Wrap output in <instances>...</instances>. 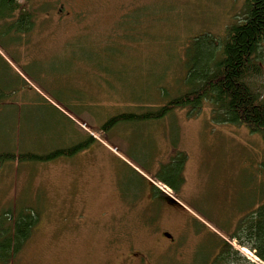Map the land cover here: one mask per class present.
Wrapping results in <instances>:
<instances>
[{
  "label": "rangeland",
  "instance_id": "rangeland-1",
  "mask_svg": "<svg viewBox=\"0 0 264 264\" xmlns=\"http://www.w3.org/2000/svg\"><path fill=\"white\" fill-rule=\"evenodd\" d=\"M28 3L42 20L32 54H6L10 64L0 65V152L48 154L86 134L97 142L72 158L0 165V217L41 211L12 264H210L223 242L264 264L231 239L264 205L262 136L215 122L208 103L197 115L108 124L184 90L194 39L223 38L246 0ZM253 84L264 96V68ZM175 153L188 158L180 196L167 190L179 210L153 198L141 177L158 174Z\"/></svg>",
  "mask_w": 264,
  "mask_h": 264
},
{
  "label": "trees",
  "instance_id": "trees-1",
  "mask_svg": "<svg viewBox=\"0 0 264 264\" xmlns=\"http://www.w3.org/2000/svg\"><path fill=\"white\" fill-rule=\"evenodd\" d=\"M25 1L28 3L30 0ZM13 3H17V0H0V12L10 9ZM186 58L184 90H178L160 106H142L138 114H120L108 124L114 126L122 121L163 120L178 110H187L189 115H197L204 104L208 103L215 122L244 126L251 134L260 135L264 139V96L253 84V80L262 75L264 68V0H246L237 22L226 29L223 38L216 39L208 34L196 37ZM5 96L1 86V102ZM79 132L77 130L74 136L79 138ZM81 138L69 148L57 149L48 154L0 152V165L24 161L44 163L60 157L72 158L97 142L90 134ZM187 160L185 153H175L158 174L147 176L167 186L178 197L185 184ZM141 177L147 186L150 184L153 187V198L158 201L157 198L163 196L171 204L178 205L152 185L145 175ZM178 207L181 208V205ZM40 218L41 211L32 209L3 213L0 217V264L14 262L37 228ZM233 234L231 239L249 249L264 263V205L245 216ZM219 248V253L210 264H233L239 259L244 260L245 264H256L241 258L227 242H223Z\"/></svg>",
  "mask_w": 264,
  "mask_h": 264
},
{
  "label": "flooded vegetation",
  "instance_id": "flooded-vegetation-1",
  "mask_svg": "<svg viewBox=\"0 0 264 264\" xmlns=\"http://www.w3.org/2000/svg\"><path fill=\"white\" fill-rule=\"evenodd\" d=\"M62 8L60 12H63ZM61 18H67V16H60ZM45 19H52L50 16H45ZM69 19V17H68ZM42 17L39 15V6L32 3H27L25 0H17V3H13L10 9L4 12H0V65L2 62L8 64L3 58V55H31L33 49L29 47V43L32 41L34 32L38 30V26L41 23ZM18 37L19 42L15 43L13 39ZM7 38L11 41L9 47H2L1 40ZM147 188L153 194V187L149 184ZM158 201L163 205L165 203L170 206L171 209H181L175 204H171L170 201L163 196H159ZM163 233V237L171 241V245L176 243L175 239L167 238Z\"/></svg>",
  "mask_w": 264,
  "mask_h": 264
},
{
  "label": "water",
  "instance_id": "water-1",
  "mask_svg": "<svg viewBox=\"0 0 264 264\" xmlns=\"http://www.w3.org/2000/svg\"><path fill=\"white\" fill-rule=\"evenodd\" d=\"M165 236H166L167 238H171V236H170L169 234H165Z\"/></svg>",
  "mask_w": 264,
  "mask_h": 264
},
{
  "label": "crops",
  "instance_id": "crops-1",
  "mask_svg": "<svg viewBox=\"0 0 264 264\" xmlns=\"http://www.w3.org/2000/svg\"><path fill=\"white\" fill-rule=\"evenodd\" d=\"M180 196V195H179Z\"/></svg>",
  "mask_w": 264,
  "mask_h": 264
}]
</instances>
